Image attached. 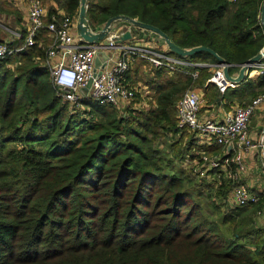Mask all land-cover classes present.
Here are the masks:
<instances>
[{
  "label": "trees",
  "instance_id": "16d2710c",
  "mask_svg": "<svg viewBox=\"0 0 264 264\" xmlns=\"http://www.w3.org/2000/svg\"><path fill=\"white\" fill-rule=\"evenodd\" d=\"M61 2L66 14L78 12L80 0ZM263 2L87 0L86 17L91 28L136 18L182 47H211L230 70L264 45ZM45 50L35 42L0 57V264H264L261 202H231L224 176L202 177L205 189L188 168L165 169L192 147L190 128L177 125V100L205 83L210 65L196 76L154 66L161 81L149 108L120 112L86 96L80 113L59 93ZM176 54L217 62L205 49ZM242 91L264 92V70ZM184 179L199 187L184 188Z\"/></svg>",
  "mask_w": 264,
  "mask_h": 264
},
{
  "label": "built area",
  "instance_id": "2783aa9c",
  "mask_svg": "<svg viewBox=\"0 0 264 264\" xmlns=\"http://www.w3.org/2000/svg\"><path fill=\"white\" fill-rule=\"evenodd\" d=\"M45 17L46 11L41 0H30L29 27L25 33L15 32L16 37L23 35L24 42L12 45L9 40H0V57L34 44L38 31L46 28L51 32L52 40L46 48L45 63L49 65L51 77L59 93L71 104L80 103L83 97L89 96L100 103H109L115 107L124 106L126 111V106H129L128 103L134 97L135 91L125 81V75L137 57L145 58L154 66L163 65L168 68L192 66L193 76L198 73L197 66L209 64L206 61L183 58L167 47L148 45L142 35L134 34L132 31L129 38L118 41L116 38L125 31L123 28L110 29L106 42L102 39L88 41L78 33V20L75 15L64 14L60 19L53 17L49 20ZM54 56L55 60L52 59ZM217 64L219 66L211 74L210 79L216 82L220 90H224L228 85H234L235 80L225 77L223 64ZM231 64L228 62V66ZM249 66L262 72L264 59L260 58ZM88 83L87 91L84 93L82 87ZM261 101H264V92L258 93L246 103L234 105L222 119L199 114L202 93L196 87L186 88L176 103L178 126L189 127L206 141L221 144L226 149L213 152L204 149L199 151L193 163L189 164L192 173L199 177H220V171H224L233 182L229 193L230 201L240 205L258 203L261 198L259 191L238 181L245 169L244 154L249 150L258 149L264 165V138L253 139L249 134L251 116ZM260 212L261 208L257 210V213Z\"/></svg>",
  "mask_w": 264,
  "mask_h": 264
},
{
  "label": "crops",
  "instance_id": "0c3cea01",
  "mask_svg": "<svg viewBox=\"0 0 264 264\" xmlns=\"http://www.w3.org/2000/svg\"><path fill=\"white\" fill-rule=\"evenodd\" d=\"M29 2L30 0H0V40H9L12 45L22 44L24 42L23 35L16 37L15 32L20 31L25 33L26 29L29 27ZM41 2L43 3L46 11V20L53 17L60 19L64 14H66L64 8L62 7L61 0H41ZM100 28H102V26L93 29L98 30ZM114 28H123L126 30L131 28V24L122 21H113L111 24V29ZM143 31L144 33L142 34L138 32H135L134 34L142 35L145 38V43L152 45L153 47H168V45L158 34L151 30L147 31L144 29ZM51 40L52 34L46 28H41L38 31L36 36V43L38 45H42L43 47L45 46L47 48ZM52 59L55 60V56ZM137 59H139V57H137ZM143 61L147 62L146 60ZM147 64L149 65L147 69H145L146 67L143 66L136 67L137 64L134 66V69L141 68L136 71L138 75H135L133 70L130 72V74L128 73L125 75V81L134 87L136 89V94H138V98L133 102L134 105H132V107L146 109L155 104V98L153 94L156 91V83L161 81V77L157 72H155V69L157 68H154V65L150 64L149 62H147ZM204 65H210L211 72L204 84H196V88H198L202 93V103L199 110L200 115L222 119L227 111L233 109L234 105L238 103H246L257 95L251 96L249 93L241 95L246 79L256 78L258 74L261 73L256 68L249 66L244 73V77L236 81L234 85H228L224 90H220L216 82L210 79L211 74L218 68L219 65L216 62L211 61L209 64L205 63ZM181 67H185L186 71L191 74L192 70L194 69L192 66L188 65H180V67L176 68ZM176 68L167 67L166 70L162 69L161 73H164L165 70L168 75H172L174 69ZM239 70L240 64L239 66L232 67L230 70L228 66V71L233 76L238 75ZM215 88L218 89L220 95L207 98V96H209L212 93V90ZM203 95H206V97ZM189 130L193 133V139L191 140L192 147L189 150V154L184 158L185 162L187 161L189 164L193 163V159L197 156L199 151L203 149L208 152H213V150L222 151L225 149L221 144L208 142L200 137L194 130ZM249 134L253 139H260L262 137L264 138V101H261L257 105L251 116L249 123ZM227 150L231 151L229 149ZM243 159L245 163V169L241 172L238 181L244 182L251 189L259 191L261 197L259 202H261L262 206L260 207L261 212L257 213L256 215V221L260 225H264V165L259 157L258 149L249 150L244 154ZM220 172L221 176L229 178L224 173V171ZM220 177H207V179L218 180ZM229 193L228 198L230 200Z\"/></svg>",
  "mask_w": 264,
  "mask_h": 264
},
{
  "label": "water",
  "instance_id": "95a60500",
  "mask_svg": "<svg viewBox=\"0 0 264 264\" xmlns=\"http://www.w3.org/2000/svg\"><path fill=\"white\" fill-rule=\"evenodd\" d=\"M86 8H87V0H80L79 11H78V21H77V31L85 40L97 41L99 39H102L106 42L107 41L106 36L111 29L112 22L115 20H118V19L125 20L128 23H130L131 25L138 26V27L143 28L145 30L149 29L151 31H154L156 34H158L160 37L163 38L164 42L168 45V48L175 51L176 53L190 54V53H193L197 50H202V49L211 51L217 57V63L223 64L222 70H223L225 77L232 79V80H235V81H238L242 77H244V73L250 64H252L256 60H258V59L262 58V56H264V45H263L256 54L252 55L251 57L247 58L245 61L240 63V70H239L238 75L233 76L228 71V61H226L222 56L218 55L211 47H209L207 45H195V46H192L190 48L182 47V46L176 44L173 40H171L170 37L160 28H158L152 24H149V23L140 22L136 18H132V17H129L126 15H115V16L109 18L105 22V24L102 26V28H100L98 30H94V29H91L89 27L87 17H86ZM260 20H261V22L263 24V28H264V2H263L262 7H261ZM130 36H131V30L126 29L122 33V35L117 37L116 39L119 41L121 39L129 38ZM98 62H99V57L97 56L96 57V63H98ZM88 85H89V83L86 86L82 87V91L84 93H86Z\"/></svg>",
  "mask_w": 264,
  "mask_h": 264
},
{
  "label": "rangeland",
  "instance_id": "374dc122",
  "mask_svg": "<svg viewBox=\"0 0 264 264\" xmlns=\"http://www.w3.org/2000/svg\"><path fill=\"white\" fill-rule=\"evenodd\" d=\"M78 11H79V9H78ZM75 16H76V18H77V20H78V12L75 14ZM116 21V20H115ZM105 24V23H104ZM104 24H102L101 26H103ZM137 64V65H136ZM7 65H11L10 63L9 64H7ZM136 65V67H138V66H143V67H146L145 69H147V67H149V65L147 64V62H145V61H142L141 59H138L137 60V58L131 63V65H130V67H129V69H128V71H127V73L126 74H130V72H132V70L135 72V75H138V73L136 72L138 69H141V68H135L134 69V66ZM48 67H49V65H48ZM134 74V73H133ZM196 83V82H195ZM193 84V85H190V86H188V87H197L196 86V84ZM187 87V88H188ZM134 88V87H133ZM134 91H135V93H134V97L130 100V102L128 103V105H130L129 106V108H127V106H126V109H127V113L129 112V110H130V108H131V106L132 105H134V101H136V99L138 98V94H136V89L134 88ZM138 93V92H137ZM204 97H206V95H203ZM207 98H212V95L210 94L209 96H207ZM204 100V99H203ZM96 101V100H95ZM69 106H70V108H71V110H73V111H79L80 113L82 112V110L83 109H85V103H83V98L81 99V102L80 103H70L69 102ZM124 107V106H123ZM123 107H116L117 108V110H119L120 112H124V108ZM82 113H84V112H82ZM188 156V155H187ZM185 158V157H184ZM184 158H182V159H180L179 161H177V164L176 165H173V167L172 168H170V167H166L165 169L167 170V171H170L171 169L172 170H174V171H176V172H178V173H180L182 170H183V172L185 173V171H184V169H182V168H180V167H186V168H188V170L190 171V173H191V175L193 176L192 178V180L194 181V179L197 181L196 183H199V182H201L202 183V181H201V179H204V178H207V177H204V178H202V177H199V176H196V175H194L193 173H192V171H191V169H190V167H189V163L186 161H184ZM192 181V183H190L189 181H187L186 179H184V181H183V187L184 188H186V189H190V190H195L196 189V187H199V186H201L202 188H205L206 189V186H203V185H200V183H199V186H197V184L196 183H194ZM204 182V181H203ZM195 184V185H194ZM201 197V196H200ZM205 204V206L207 207V204L206 203H204Z\"/></svg>",
  "mask_w": 264,
  "mask_h": 264
}]
</instances>
